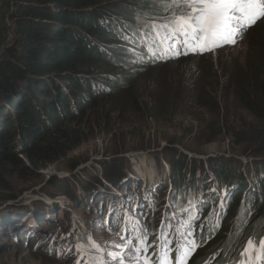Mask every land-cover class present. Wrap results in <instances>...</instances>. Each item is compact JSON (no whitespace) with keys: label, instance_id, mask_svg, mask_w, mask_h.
Wrapping results in <instances>:
<instances>
[{"label":"trees","instance_id":"1","mask_svg":"<svg viewBox=\"0 0 264 264\" xmlns=\"http://www.w3.org/2000/svg\"><path fill=\"white\" fill-rule=\"evenodd\" d=\"M143 2L0 0V19L3 20L0 46L8 40V31L12 35L0 58V100L5 102L0 103V110L3 111V115L0 113V128L4 132V140L1 142L0 139V145H9L10 160L23 176L38 178L40 170L58 163L87 141L85 133L74 127L78 116H74L73 110L79 105V114L85 116L101 105L93 90L97 81L89 80L102 66L118 71V67L131 63L136 66V69H132L135 71L143 67L166 68L189 53H194L192 58H197L193 63L196 64V73L187 77L189 79L185 84L181 80L164 79L153 96H142L137 94L138 88L134 90L136 85L133 80H137V76L129 72H117L115 75L109 74L108 78H99L103 83L101 93L106 92L102 98L112 101V108H118V112L127 106L134 108L136 113L145 112L155 124L165 119L171 124L197 122L200 133L196 132L193 136L195 143L210 144L226 135L235 146L244 148L243 154L264 156V33L260 34L256 30L261 37L249 42L242 63L219 62L218 67L222 71L219 77L217 71H214L212 59H209L210 62L205 58L212 49L203 51L199 47L184 48L181 53L168 55L167 45H175L178 50V44L157 39L151 44L155 54L149 51V44L142 40V33H152V28L147 30L141 24L140 20H144L142 11L146 6ZM116 5L121 9L116 8ZM154 10H158V7ZM7 16L11 27L6 26ZM110 43H118L120 48H112ZM133 48L135 52L129 51ZM131 56L136 59L132 61ZM171 56L173 58H169ZM206 63L210 66L209 73L204 72ZM118 77H121V81L117 80ZM43 96L51 97L48 107L44 105ZM102 98L100 100H104ZM5 107L11 109L7 111ZM13 113L22 118V124L16 118L15 130L11 125ZM125 114L122 113L123 116ZM17 140H21L18 152ZM181 162L176 158L171 162L175 196L181 197L183 188L192 187L194 198H202L201 203L204 204L200 206V203L199 209H204V213H201L199 222L190 229L196 235L183 237L179 246L176 242L173 244L171 261L173 264L177 261L182 252L181 245L190 247L189 241L195 240L199 246L183 264H189L190 261V264L238 263L235 259L238 256V245L250 237L256 224L264 225V167L262 177L257 178L253 185L256 194L252 192L253 187L247 191L245 179L235 175L233 168H215L217 177L229 179L228 182L235 188L241 187V191L232 198L233 206H229L224 215L218 212L216 206L219 204L222 211L227 209V203L221 206V202L227 201L226 194L223 196L226 191H213L209 188L210 184L204 181L197 192L195 185L188 187L185 164ZM227 173L232 177L227 176ZM50 182L56 181L52 179ZM2 189L9 192L10 187L2 181ZM240 201H243L242 204H238ZM178 204L180 206V202ZM237 213L239 216L236 222L232 225L225 223L228 221H225L226 217L230 216L231 220ZM20 216L17 222L21 221H18ZM150 217L145 216L147 232L152 221ZM13 218L9 220L14 226L16 222H13ZM206 218L207 227L203 232L202 221ZM261 233H257V239L264 236ZM201 238L208 242H201ZM150 242L155 246L153 237L147 240V243ZM133 243L138 245L136 240ZM258 244L254 239V251L260 248ZM147 255L150 264H158L154 249Z\"/></svg>","mask_w":264,"mask_h":264},{"label":"rangeland","instance_id":"2","mask_svg":"<svg viewBox=\"0 0 264 264\" xmlns=\"http://www.w3.org/2000/svg\"><path fill=\"white\" fill-rule=\"evenodd\" d=\"M165 3H174L176 6L166 9L163 6ZM142 4H146V6L142 11L144 20L140 21L146 28H151L153 23H166L173 12L178 15L191 12L187 6V0H144ZM157 7L158 10H154ZM116 8L121 9L117 5ZM5 22L7 27H11L7 18ZM2 23L3 20L0 19V28ZM256 30L260 34L264 33V17L242 29V34L235 37V43L226 42L221 46L212 47L211 52L206 54L205 58L210 62L209 59H212L215 66L214 71H217L219 77L222 72L218 67L219 62L226 64L244 61L249 42L261 37L256 33ZM9 34L10 31H8ZM9 42L8 37V40L0 46V52L4 51V47ZM180 44L182 47L178 50L170 46L168 55L181 53L182 48L186 46L183 43ZM117 46L120 48L118 43H110L112 48ZM187 47L195 48L192 45ZM189 54L166 68L146 69L143 67V69L135 71L132 69H136V66L131 63L118 67L119 71L102 66L101 69L94 72L91 75L93 78L87 80L89 82L97 81L93 90L95 95L97 94L96 99H99L102 106L98 105L85 116L79 114V105L73 110L74 116H78L74 127L79 132L85 133L87 141L68 153L58 163L40 170L37 173L39 177L36 179L29 175L23 176L20 169L14 166L10 160L9 145L6 143L0 145V156L3 159L0 161V193H4V190H1L3 181L6 186L10 187L9 192L5 191V193L19 194L23 197L17 203L20 204L18 207L0 213V264H101V262L102 264H144L143 259L134 258L137 254L132 252V249L136 248L133 243L136 237L124 235L123 229L120 228L123 219H128L143 231L144 214L153 213L157 225L155 228L158 232L157 239L162 234L167 243L170 241L171 235L168 236L165 231L170 225L175 227L173 235H176L177 230L179 234L186 237V226L195 225L201 219V216L199 218L197 216L191 221L187 219L189 208H195L191 205V200L187 203L189 197L195 193L191 185L196 186L197 192L200 184L204 181L210 184L209 188L213 191H226L227 209L222 211L219 204L216 206L218 212L224 215L229 206H233L232 198L241 191V187L235 188L234 185L232 187L228 182L229 179L217 177L215 168H221L223 165L232 167L235 175L245 179L247 191L253 187L252 192L256 194L257 190L253 185L255 180L263 175V155L243 154L244 148L235 146L226 135L210 144L195 143L193 136L196 132L200 133L197 122L182 121L171 124L165 119L163 122L155 124L145 112L136 113L134 108L128 106L118 112V108H112V101L102 98L106 92L101 93L103 83L99 78H108L109 74L115 75L118 74L117 72L120 74L129 72L130 75L137 76L138 79L133 80L136 85L134 90L138 88L137 94L142 96H153L156 88L163 83L164 79L181 80L185 84L189 79L187 77L196 73V64L193 63L197 58H192L194 53ZM124 55L127 54L124 53ZM172 56L169 58H173ZM131 59L133 61L136 58L132 57ZM208 63L204 64L206 73L210 71ZM120 79L121 77L117 78L121 81ZM217 80L214 81L217 82ZM208 83L211 81L208 80ZM49 97H42L45 100V107L51 104L49 101L51 97ZM101 98L104 100H100ZM0 103L4 104L5 102L0 100ZM5 108L7 111L11 109L10 107ZM112 109L113 112H111ZM2 112L0 110L1 115H3ZM123 112H126L125 116L122 115ZM14 113L11 115L13 130L17 126L16 118L22 124V118L16 117ZM1 128L0 139L3 142L2 134L4 132L1 131ZM20 141L17 140L16 152L21 149ZM19 157L22 156L19 155ZM175 158L177 161L178 159L184 161V171L188 176L186 184L191 187L182 189V197L174 195L171 162ZM136 170L138 179L157 181L153 191L144 195V198L146 195L150 196L149 204L112 205L110 212L104 210L101 214L96 210L97 207L86 201L90 199L85 193V189L90 185H98L104 181L110 183V178L113 179L121 174L126 176L128 172L134 173ZM227 176L232 177L229 173ZM52 179H55L56 182H50ZM126 179L133 181V178H125L121 183L123 184ZM114 192L110 188L107 189V193L113 197L116 195ZM63 193L68 194L63 195ZM65 196L67 198L64 201L61 200ZM125 196L127 195L125 194ZM194 201L196 202V198ZM179 202V211H176ZM242 202L240 201L238 204H242ZM118 208L120 209L118 210ZM112 209H114L113 212ZM29 213L31 214L28 215ZM202 213L204 212L202 211ZM26 215H28L26 218H22ZM12 216H14L13 222H16L15 227L9 220ZM19 216L21 219L18 221L21 220L20 223L25 222V224L16 230ZM238 216L239 213L231 220L230 216L226 217V220H222H228L225 223L232 225L231 223L236 222ZM202 223L204 232L207 219H204ZM260 232L264 235V225L256 224L250 237L238 245V256L235 257L238 263L236 264H259L264 260V251L261 250L260 244L261 239L264 240V236L257 239V233ZM194 235H196L195 231ZM122 237L124 238L122 239ZM249 239L257 240L260 248L254 251L253 247L248 253L242 255ZM200 241L208 242L204 238H201ZM93 243L98 245L99 250L92 246ZM156 247L160 251V245L158 244ZM140 256L142 257V252ZM113 257L116 258L113 259ZM190 263L192 262L190 261Z\"/></svg>","mask_w":264,"mask_h":264},{"label":"snow or ice","instance_id":"3","mask_svg":"<svg viewBox=\"0 0 264 264\" xmlns=\"http://www.w3.org/2000/svg\"><path fill=\"white\" fill-rule=\"evenodd\" d=\"M163 6L167 9L176 5L165 3ZM187 6L191 9L190 13L178 15L173 12L166 23H153L151 25L152 33H142V40L148 42L149 51L155 54L151 44L155 43L157 39L160 42L183 43L186 47L192 45L201 50L218 47L226 42L235 43V37L242 34V29L264 17V0H187ZM129 51L135 52V48L129 49ZM189 234L191 235V233ZM139 243L140 246L132 249V252L137 254L134 258L143 259L144 264H150V258L147 255L150 245L147 243V237L140 239ZM170 243L169 241L168 244L170 245ZM260 244L261 250L264 251V240ZM189 245L190 247L181 245L182 252L178 255L175 264H183L199 246L195 240L189 241ZM92 246L99 250L96 243H93ZM160 247V264H165L166 260L167 264H173L170 247L163 243ZM253 247V241L249 239L242 255L248 253ZM141 252L144 253L142 257L140 256ZM115 258L113 257V259Z\"/></svg>","mask_w":264,"mask_h":264},{"label":"bare ground","instance_id":"4","mask_svg":"<svg viewBox=\"0 0 264 264\" xmlns=\"http://www.w3.org/2000/svg\"><path fill=\"white\" fill-rule=\"evenodd\" d=\"M147 30H151V29L147 27ZM223 166L228 169L232 168V167L230 168L228 165H223ZM118 176L119 177H115V179L110 178L109 179L110 183L104 181L102 183H99L98 185L92 184L87 189H85V193L89 196L90 199L89 201L88 200L86 201L97 207L96 210L98 211V213L102 214L104 210L110 212L112 205L121 206L122 204H131V203H137L138 205H141L142 203L149 204L150 196L146 195L145 196L146 200H145L144 195L147 193H151L153 191L157 181L152 182L153 179L146 181L138 179L137 170L134 173L128 172L126 176L124 174ZM125 178H133V181L131 179H126L122 184L121 181L124 180ZM125 182L126 184H124ZM108 188H110L112 191H115L114 193H116V195L114 197L110 193H107ZM125 194L127 196H125ZM225 194L226 193H223V196H225ZM66 198L67 197L65 196V198H62L61 200L64 201ZM203 198L204 200H206L205 196ZM201 202H202V198L199 196L196 198V202L194 200L191 202V205L195 206V208H189L187 214V219L189 221L195 218L197 209H199V207L204 204ZM225 203L226 202H221V206L223 207ZM196 205L199 207L196 208ZM120 208H118V210ZM24 224L25 222L23 223L18 222L16 230L20 229L22 226H24Z\"/></svg>","mask_w":264,"mask_h":264},{"label":"water","instance_id":"5","mask_svg":"<svg viewBox=\"0 0 264 264\" xmlns=\"http://www.w3.org/2000/svg\"><path fill=\"white\" fill-rule=\"evenodd\" d=\"M13 9V7H12ZM9 16V15H8ZM7 16V20H8ZM11 38V35L9 34V39ZM3 50H1L0 55L2 54ZM22 196L19 194H9V193H0V213L4 212L6 210L18 207L19 203L22 200Z\"/></svg>","mask_w":264,"mask_h":264},{"label":"clouds","instance_id":"6","mask_svg":"<svg viewBox=\"0 0 264 264\" xmlns=\"http://www.w3.org/2000/svg\"><path fill=\"white\" fill-rule=\"evenodd\" d=\"M192 197H194V196H192Z\"/></svg>","mask_w":264,"mask_h":264}]
</instances>
